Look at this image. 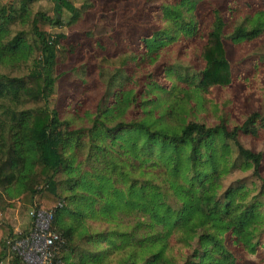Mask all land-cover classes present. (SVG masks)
Returning <instances> with one entry per match:
<instances>
[{"label": "trees", "instance_id": "obj_1", "mask_svg": "<svg viewBox=\"0 0 264 264\" xmlns=\"http://www.w3.org/2000/svg\"><path fill=\"white\" fill-rule=\"evenodd\" d=\"M50 1L54 13L37 12L31 20L36 58L27 76L6 77L1 85L7 94L44 107L31 115L28 124L12 130L10 147H0V199L5 196L31 206L39 196V207L53 212V229L62 240L53 264H238L229 242L254 254L253 234L262 223L256 208L261 205L245 202L242 188L222 190L220 180L233 164L226 155L235 150L243 170L251 171L264 195V154L240 140L264 135V114L254 112L231 128L223 119L214 126L183 119L177 126L172 119L178 116L175 108L185 112L184 105L195 96L196 107L201 106L204 93L232 83L225 41L237 44L264 35V0L249 26L241 22L228 26L218 11L213 12L211 29L203 35L200 48L202 70L186 77L172 67L166 70L165 79L173 74L187 88L181 102H172L175 85L154 83L156 95L150 98L147 92L139 106L161 107L157 117L147 111L141 119L123 121L124 110L136 103L137 95L121 90L115 93L114 103L98 108L90 128L73 131L56 110H49L55 87L53 67L58 60H67L60 43L64 36L53 35L51 29L60 25L57 16L63 11L75 17L78 9L73 0ZM198 2L181 0L164 9L167 27L161 34L142 38L147 56L154 58L171 42L199 34L195 16L188 15ZM3 30L0 25V37ZM110 33L101 18L91 35L101 38ZM19 49L14 41L0 50V58L13 57ZM129 59V53H123L99 58L97 63L121 69ZM227 141L231 146L224 145ZM84 142L89 158L102 163L101 169L85 172L81 177L85 182L70 184L69 192L62 194L56 178L65 173L71 182L75 179L71 176L80 175L77 152ZM79 184L83 192L77 191ZM164 194L173 199V206L165 202ZM12 232L9 224L0 222V262L6 255L5 239Z\"/></svg>", "mask_w": 264, "mask_h": 264}, {"label": "rangeland", "instance_id": "obj_2", "mask_svg": "<svg viewBox=\"0 0 264 264\" xmlns=\"http://www.w3.org/2000/svg\"><path fill=\"white\" fill-rule=\"evenodd\" d=\"M180 1L73 0L74 7L78 9L77 16L73 17L66 11L57 16L60 25L52 28L51 33L64 36L60 43L66 50L67 60H58L53 67L55 87L49 110H56L59 118L68 122L67 129L73 131L90 128L98 108L103 110L105 106L114 103L115 93L121 90L137 95L136 103L132 102L122 111L123 121L141 119L147 111L157 117L161 107L150 110L148 107H140L139 104L143 98L147 99V92L150 93V98L156 95L152 91L154 83L176 86L172 102L179 103L184 99L182 91L187 88L182 81L176 82L173 74L165 79L166 70L171 67L180 70L184 77L186 74L196 75L202 70L204 64L199 57L200 48L204 43L203 35L211 29L213 12L218 11L228 26L238 22L249 26L252 17L263 8L262 0H199L196 9L188 14L195 16L199 34L194 38L171 42L154 58L147 56L142 38L155 33L161 34L167 27V22L162 18L164 9ZM182 10L185 12L184 8ZM37 12L53 14V3L50 0H34L28 3L24 0H0V25L4 29L0 37V50L5 51L14 41L20 48L15 56L0 58V147L3 149L13 144L12 130L28 124L31 115L43 106L42 103L29 102L1 90L6 77L24 79L36 58L31 20ZM101 18L106 20L111 33L94 38L91 35L93 26ZM225 45L232 71V83L204 93L201 106L196 107L198 97L195 96L191 103H184L185 112L175 108L178 113L172 119L175 125L178 126L180 119H183L214 126L223 119L228 128H231L241 124L254 112L264 114V35L237 44L226 40ZM123 53H129L130 59L121 69L100 66L97 63L99 58H113ZM240 140L250 150L264 154V135L258 139L241 136ZM223 143L231 146L229 141ZM89 155L88 145L84 142L77 152V170L80 175L71 176V179L75 177V181H68L69 176L65 173L57 176V186L62 194L69 192L70 184L85 182L81 178L85 172L90 169L100 171L102 163L90 159ZM226 157L233 164L230 172L220 180L222 190L231 186L242 188L240 192L244 193L245 202L261 205L256 209L262 218L256 234H253L254 254L249 255L242 249L232 247L230 242L227 244L238 264H264V195L260 193L259 182L252 177L251 171L243 170L244 163L235 150ZM262 177L264 178V160ZM78 186L77 191L83 192V186ZM163 196L167 204L174 205L169 195ZM14 203L15 201L6 200L5 196L0 199V222L7 223L6 217L9 218L16 212L18 208L13 206ZM25 212L26 209H20L18 215Z\"/></svg>", "mask_w": 264, "mask_h": 264}, {"label": "built area", "instance_id": "obj_3", "mask_svg": "<svg viewBox=\"0 0 264 264\" xmlns=\"http://www.w3.org/2000/svg\"><path fill=\"white\" fill-rule=\"evenodd\" d=\"M39 206L37 197L27 211L28 222L14 227L5 239L6 255L0 264H53L62 240L53 229V212Z\"/></svg>", "mask_w": 264, "mask_h": 264}, {"label": "crops", "instance_id": "obj_4", "mask_svg": "<svg viewBox=\"0 0 264 264\" xmlns=\"http://www.w3.org/2000/svg\"><path fill=\"white\" fill-rule=\"evenodd\" d=\"M16 203V207L18 208L17 210H15L16 212L14 214H12L9 218L6 217L7 219V223L12 227H17V226H24L28 220H27V210L29 209L30 206H23L21 204L18 203V201H15ZM22 209H26V212L22 215H18L19 210ZM1 217V215H0ZM4 219V217H3ZM5 220V219H4Z\"/></svg>", "mask_w": 264, "mask_h": 264}]
</instances>
